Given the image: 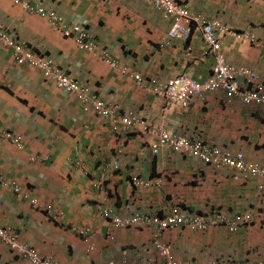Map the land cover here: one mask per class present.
I'll use <instances>...</instances> for the list:
<instances>
[{
  "label": "crops",
  "instance_id": "0c3cea01",
  "mask_svg": "<svg viewBox=\"0 0 264 264\" xmlns=\"http://www.w3.org/2000/svg\"><path fill=\"white\" fill-rule=\"evenodd\" d=\"M177 1L228 30L248 32L264 42V0ZM26 5L80 26L97 50L113 57L118 68L126 67L127 74L80 50ZM169 26L144 0H0L2 29L109 106L150 128L226 149L264 168V105L227 103L224 92L215 90L184 109L136 86L132 74L162 82L186 75L197 83L211 76L214 58L206 53L201 36L163 45ZM218 41L228 64L251 69L264 84L263 50L230 35H218ZM238 81L243 85V78ZM0 128L25 143L18 150L0 137V177L26 196L16 197L0 185V227L59 264L162 263L155 241L169 246L182 264L264 262L260 179L235 180L231 169H217L167 148L154 155V138L141 126L112 136L106 120L84 112L72 93L46 80L37 68L18 64L15 53L1 45ZM133 177L147 187L134 186ZM31 200L58 209L57 222ZM173 206L206 220L214 213L228 218L250 214L251 220L232 232L211 223L204 231L178 226L156 239L151 227L114 228L102 215L107 209L119 217H163ZM72 228H89L91 247ZM0 264L29 263L0 243Z\"/></svg>",
  "mask_w": 264,
  "mask_h": 264
},
{
  "label": "built area",
  "instance_id": "2783aa9c",
  "mask_svg": "<svg viewBox=\"0 0 264 264\" xmlns=\"http://www.w3.org/2000/svg\"><path fill=\"white\" fill-rule=\"evenodd\" d=\"M19 3L20 0H13ZM154 9L159 11L163 18L170 24L168 32L162 44L166 40H179L186 43L190 38L199 34L207 47V54L211 53L214 58V66L211 76L203 83H197L186 75L158 81L153 78H143L139 74L130 75L136 86L149 91L155 96H160L170 103L178 104L182 108H188L194 100H204L207 93L222 90L225 94V100L230 103L238 100L245 106L264 105V84L258 76L249 68L233 67L228 64L221 52V46L218 41V35H230L236 40L245 41L255 48L264 51V42H260L254 35L248 32H236L228 30L218 20H210L192 12L186 4H181L177 0H144ZM32 12L39 15L41 19L49 22L53 31H60L64 38L71 39L76 46L87 53L97 54L110 67L118 68V62L107 52L97 50V45L92 36L77 25H66L63 19L54 12H45L42 8H32L26 5ZM0 45L13 51L17 57L18 64L24 63L37 68L43 74L46 80L52 81L59 89L72 93L80 103L84 112H90L96 117L106 120L110 126L111 135L117 137L122 133L141 126L144 133L152 136L154 141L150 144V149L156 155L160 149L167 148L173 153L190 155L199 159L205 164L214 166L217 169H231L236 172L235 180H248L257 178L261 180L260 190H264V168L256 163H248L242 160L240 156L232 155L228 150L215 146L190 141L180 135H172L161 128H150L141 119L131 113H120L118 106H109L104 100L85 85L79 83L73 77L65 74L51 60L34 57L27 46L21 41L13 38L4 29L0 27ZM189 54H187L188 56ZM122 74H127L126 67H119ZM238 78H243V85L239 83ZM0 137L8 141L14 148L24 150L25 143L20 136H15L0 128ZM134 186L147 187L142 180L133 177L131 179ZM0 185L6 189H12L16 197L23 196L20 188L13 183L7 182L0 177ZM96 187H98L96 185ZM31 204L39 209H44L49 218L57 222L61 212L47 205L45 208L38 204L36 200H31ZM104 218L109 219L114 228L128 227H151L155 232V238L167 229H173L178 226H187L192 230L204 231L211 223L222 225L230 232L236 230L237 226L247 223L251 220L250 214H241L233 217L214 213L210 220H206L197 215H187L179 207L173 206L163 217L149 216L143 214H133L128 217H119L113 214L111 210H103ZM82 241L89 245V228H72ZM0 243L6 246L11 252L27 261L29 264H59L52 256H45L39 253L35 248L24 243L16 232H12L0 227ZM154 249L163 258L162 263L149 261L146 264H182L175 261L170 253L169 246L154 243ZM114 264V263H111ZM120 264H139V263H120ZM194 264V263H188ZM210 264H222L212 262ZM238 264V263H229ZM254 264V263H241ZM264 264V262L256 263Z\"/></svg>",
  "mask_w": 264,
  "mask_h": 264
},
{
  "label": "clouds",
  "instance_id": "9594fccd",
  "mask_svg": "<svg viewBox=\"0 0 264 264\" xmlns=\"http://www.w3.org/2000/svg\"><path fill=\"white\" fill-rule=\"evenodd\" d=\"M146 2V1H145ZM181 4H183V3H181ZM156 10V9H155ZM163 17V16H162ZM76 45V44H75ZM255 106V105H254Z\"/></svg>",
  "mask_w": 264,
  "mask_h": 264
}]
</instances>
